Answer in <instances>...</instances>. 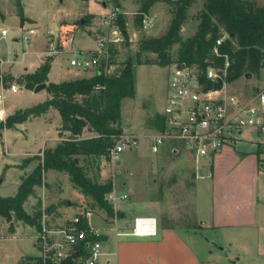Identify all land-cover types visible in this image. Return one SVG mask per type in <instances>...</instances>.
Returning <instances> with one entry per match:
<instances>
[{"label": "rangeland", "instance_id": "rangeland-1", "mask_svg": "<svg viewBox=\"0 0 264 264\" xmlns=\"http://www.w3.org/2000/svg\"><path fill=\"white\" fill-rule=\"evenodd\" d=\"M106 1L107 6L102 5ZM114 0H0V30L6 28L9 35L0 38V59L9 60L3 65L4 84L7 88L15 83L19 86L16 92L7 91L4 104L5 119L0 120V196H12L21 183V176L31 173L38 160L33 157L37 154L43 155V151L53 148L61 141L58 132L61 116L56 111L16 124L14 128L5 126L10 114L16 110L32 106L47 97V89L35 92V87L28 85L29 75L35 72L37 65L43 61L42 51L54 46L57 55L54 60V68L61 69L69 67V73L64 75H78L89 77L97 72V67L89 69L70 66L72 57L81 60L89 58L92 50L97 47L93 30L100 27L101 14H107ZM121 11L128 16L126 41L114 46V53L110 60V71L114 72L122 68L128 57H134L140 50V41L143 38L159 37L169 28L172 19L171 7L166 2H157L148 13L154 18V25L148 29L137 30L135 28L136 12L140 8V0H119ZM260 5L264 0H258ZM18 4L25 14L30 17L22 26L18 15ZM115 4V3H114ZM203 9V0H195L188 10V18L182 27V35L185 39L192 37L198 28L200 14ZM88 20L87 17H91ZM33 29L29 40H23L24 33ZM225 36H228L224 32ZM67 40V41H66ZM69 42L68 44H66ZM64 44L66 46L64 47ZM64 47V48H63ZM74 49L66 51V48ZM179 45H174L172 52L176 57ZM64 49V50H63ZM63 51V52H62ZM155 58L151 52H144L143 58ZM27 68V70H26ZM73 77V76H72ZM55 80L57 79L54 76ZM137 96L125 98L123 102L124 130L126 132L137 131L138 127L145 125L146 118L153 109L162 114L167 105L168 85L170 81L169 67L156 64H142L136 67ZM49 83V82H48ZM264 84V69L260 76H243L231 83L232 91L236 95H243L246 99ZM143 130V129H142ZM138 132V131H137ZM244 139V141H240ZM246 143V144H245ZM237 154L238 150L250 145L252 149H263L264 135L258 133L254 128H245L239 140L229 143ZM169 147V146H168ZM224 147V148H225ZM246 153V152H245ZM244 153V154H245ZM160 154V155H159ZM241 154V153H239ZM223 154H215L211 161L202 160L197 164L195 158L186 150L171 155L169 152L155 153L151 148V140L146 137L140 138L137 149L126 150L117 160L116 168L107 157L95 159L93 156L86 157L92 163L88 167L89 175L100 182L112 180V185L120 189L121 185L127 183V199H120L118 207L122 213L134 216L137 214L153 213L161 221L175 222L187 225L196 221L194 193L197 174L208 176L209 170L214 162L217 172L236 170L235 175H241V170L234 165L233 157L223 158ZM85 158V156H81ZM236 158V157H234ZM28 159L27 165H21ZM259 162V160H258ZM260 164V163H259ZM196 166L198 167L196 169ZM119 170L120 172L118 173ZM206 170V171H205ZM224 174V173H223ZM212 183V178H208ZM207 183V184H208ZM204 184V181H202ZM210 186V185H207ZM211 186L209 187V190ZM205 190V188H204ZM195 195V202L205 205L202 201V193ZM41 201L42 208H51L55 217H63L90 206V198L81 193L70 181L69 175L62 171L49 170L44 174L43 185L37 188V196L31 197L25 204V209L33 214L35 207ZM70 202V204H69ZM92 223L112 237L108 243V250L114 247L116 238L115 231L106 226L112 223L111 217L99 208H95ZM55 219V218H54ZM131 219V218H129ZM105 221V222H103ZM111 221V222H110ZM121 222V219H120ZM121 229L132 228L123 223ZM134 223V219L132 221ZM132 223V224H133ZM121 232H125L121 230ZM131 232L132 229L127 230ZM37 231L23 221L13 219L6 220L0 216V238L19 236L18 240L0 242V264H13L25 259L29 255L40 254L35 245ZM204 235L214 237V233L205 230ZM120 239H125L121 236ZM110 247V248H109ZM227 250L230 247L226 246ZM218 250V247L212 245ZM110 251V250H109ZM227 252V251H226ZM114 258V257H113Z\"/></svg>", "mask_w": 264, "mask_h": 264}, {"label": "trees", "instance_id": "trees-1", "mask_svg": "<svg viewBox=\"0 0 264 264\" xmlns=\"http://www.w3.org/2000/svg\"><path fill=\"white\" fill-rule=\"evenodd\" d=\"M166 2L171 7L172 19L168 30L159 37L143 38L140 50L134 57H128L122 68L114 72H105L102 64L97 72L89 77L75 80L49 82V98L32 106L16 110L5 122L8 128L16 127L34 118L47 114L55 109L61 116L59 134L62 140L53 148L37 154L38 160L34 170L21 176L17 192L12 196H0V216L6 220L23 221L37 230L41 228V201L33 214L25 209L26 202L37 196V188L43 185L44 174L49 170L64 171L70 181L90 198V206L99 208L109 217L115 215L114 206L106 199L112 191V180L100 182L89 175L88 167L95 159L109 158V152L115 138L124 132L122 101L136 97V67L142 64L169 66L175 60L188 64H198L202 70L201 80L207 86L216 85L205 76L209 66L227 67V78L230 82L253 75L260 76L264 69V4L258 0H203V9L196 33L187 39L182 35V27L188 18V10L195 0H140V8L135 16V28L142 30L145 14L157 2ZM115 3V4H114ZM118 10V24L126 37L127 14L121 11L119 0H114ZM18 15L24 24L26 17L23 7L18 4ZM88 20L92 19L87 17ZM228 35L224 38L225 34ZM224 38L214 49L217 41ZM179 45L176 57L172 49ZM151 52L155 58H143V53ZM114 50L112 52V55ZM51 64L46 61L34 73L29 75L28 85L34 88L37 84L48 82ZM165 117L155 112L146 119V125L155 130L165 128ZM262 149L257 156L261 161ZM85 156V158H81ZM110 159V158H109ZM28 159L21 165L24 168ZM53 207L47 208L51 213ZM121 217V212H118ZM98 236L97 239H106ZM18 264H43L40 257L26 256Z\"/></svg>", "mask_w": 264, "mask_h": 264}, {"label": "built area", "instance_id": "built-area-1", "mask_svg": "<svg viewBox=\"0 0 264 264\" xmlns=\"http://www.w3.org/2000/svg\"><path fill=\"white\" fill-rule=\"evenodd\" d=\"M118 10L111 5L106 14L101 15L100 27L94 29L97 47L92 55L81 60L71 59L70 64L79 68L89 69L103 64L105 72L109 73L114 46L126 41V35L118 24ZM142 28L148 29L154 25V18L145 14ZM33 29L24 33L23 40H29ZM9 31L0 30V38H6ZM221 38L215 46L221 44ZM9 60L0 59V120L5 119L4 104L6 92H16L20 88L13 83L9 88L4 84L3 65ZM209 66L205 76L219 86H207L201 79L202 70L198 64H188L174 61L169 67L170 81L168 85L167 105L162 115L165 117V128L149 134L151 148L160 153L164 146H169L171 152L177 154L181 150L188 151L199 164L202 160L211 161L215 154L225 146L239 140L245 128H254L264 135V84L259 86L252 96L236 95L232 91L227 78V67ZM140 136L123 132L115 138L110 149L109 158L116 168L117 160L126 150L139 147ZM198 168V167H197ZM129 194L113 186L106 199L114 206L115 215L111 217L112 229L116 235L149 237L158 233V220L152 216H137L131 232H121L118 225L117 204L120 199H127ZM95 208L84 207L69 216L55 217L47 208H42L41 228L37 230L35 245L43 264H110L107 240L97 239L108 235L104 230L92 223ZM55 218V219H54ZM118 224V223H116Z\"/></svg>", "mask_w": 264, "mask_h": 264}, {"label": "crops", "instance_id": "crops-1", "mask_svg": "<svg viewBox=\"0 0 264 264\" xmlns=\"http://www.w3.org/2000/svg\"><path fill=\"white\" fill-rule=\"evenodd\" d=\"M25 12V22H27L30 17H28ZM23 25L24 24H22V26ZM68 43L69 42H67L66 44ZM66 44H64V47L66 46ZM54 46L55 45H53L52 43L51 47L42 51V55H44L43 61H41V63L37 65L38 68L40 65L49 60L51 68L48 73V82L58 83L61 81L82 78L81 76H78L76 74L64 75L69 73L70 69L68 66L61 69L54 68V60L56 56L52 55H57L54 51ZM73 50L74 49H71V47H69L66 48L65 52H72ZM73 58L75 57H72V59ZM54 76H56V80L55 78H53ZM48 82H46L47 85L49 84ZM48 98L49 93L47 92V97L43 101ZM43 101L41 100L38 103ZM123 102L124 100L122 101V114ZM6 111L8 112V110H5V114L7 113ZM51 111H56L59 114V112L55 109L50 110L48 113H50ZM155 112L156 111L153 109L150 110V114H154ZM60 125L61 122H59V126L57 129L58 132H60ZM137 129L138 132H126L125 130L124 132L137 134L140 137L149 138V134L155 131V129L150 128L148 125H146V122L143 127L140 125ZM240 141H244V139H241ZM260 145H263L264 149V144H257V147H260ZM170 149L171 148H169L168 146H164V149L160 153L164 151L169 152L171 155L175 154L171 152ZM256 149H252V147L248 145L245 148L239 149L237 151L238 154L230 147H225L223 150H221V152H219L224 155V159L227 158V156L236 157H233L232 160L234 161V163L232 165L233 168H235L234 165L238 167L237 170L244 169L241 171L240 176L234 174L236 173V170L233 171V173L229 172V175L227 176L225 175L226 170L223 171L224 174L222 172L219 174L217 172V168L214 165V162H212L211 168L207 170L209 171L208 176L204 177L202 174H197V180L195 183L196 189L194 193L195 213L197 220L192 221L190 225L187 224L182 226L172 221H160L158 216L153 213L154 211H152V214H137L130 217L127 212H125V214L122 213L120 210L121 207H118L117 209L121 212V217L118 218L117 222H114V225H118L119 228H122L120 224H122L123 220V223H128L127 225L133 227L132 221L135 217L152 216L156 217V219L158 220V233L154 236L149 237L132 236L129 234H121L119 236L115 235L116 238L113 240L115 241L113 242L114 247L112 246V249L109 247L110 251L107 249V251L109 252V254L107 255L109 257V263L264 264V150H262L263 152L261 153V161L258 162ZM117 171L118 173L120 172L119 170ZM209 177L212 178L211 184L208 183ZM202 181H204V184H202ZM207 185L211 186L210 190V186ZM126 188L127 183L124 182L121 185L120 189L124 192H127ZM199 192L202 193V201L203 198H205L206 203L204 206L201 203L195 202V194L198 193L200 196ZM74 212L75 210H73V213ZM106 226L111 227V230H113V222L110 223V225ZM96 227L99 228L98 226ZM129 229L132 228H124L121 230L127 232V230ZM205 230L213 232L214 237L205 236ZM107 234L108 235H106V240L108 244L109 242H112V237H110L109 233ZM121 236H124L125 239H120ZM18 237L13 235L5 238L2 236V238H0V242L4 243L8 240H18ZM228 244L230 247L227 250L226 246H228ZM212 245H215L217 247L222 246L223 249H220L218 247V250H215L212 248ZM34 257H38V255ZM18 263L19 261L13 264Z\"/></svg>", "mask_w": 264, "mask_h": 264}, {"label": "water", "instance_id": "water-1", "mask_svg": "<svg viewBox=\"0 0 264 264\" xmlns=\"http://www.w3.org/2000/svg\"><path fill=\"white\" fill-rule=\"evenodd\" d=\"M102 5L104 6V7H106L107 6V4H106V1H102ZM47 83L46 82H42V83H39V84H37L36 86H35V92H39V91H41V90H43V89H46L47 88ZM4 177H1L0 178V183L1 182H3L4 181ZM69 204H70V202H69ZM220 249H223V247L222 246H218Z\"/></svg>", "mask_w": 264, "mask_h": 264}]
</instances>
